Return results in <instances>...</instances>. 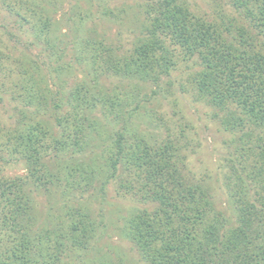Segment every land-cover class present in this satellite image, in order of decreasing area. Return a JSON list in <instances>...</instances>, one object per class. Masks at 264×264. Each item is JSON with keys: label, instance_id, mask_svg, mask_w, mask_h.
Returning a JSON list of instances; mask_svg holds the SVG:
<instances>
[{"label": "trees", "instance_id": "obj_1", "mask_svg": "<svg viewBox=\"0 0 264 264\" xmlns=\"http://www.w3.org/2000/svg\"><path fill=\"white\" fill-rule=\"evenodd\" d=\"M142 2L145 32L128 55L84 38L74 43L80 46L75 60L90 59L96 71L89 83L53 89L37 59L16 62L11 96L20 101L12 127L0 128V150L22 160L27 173L0 177V264L81 261L79 252L88 251L96 234L83 195L97 185L102 191L111 185L134 204L119 228L134 263L102 255L98 264H264V0H220L209 19L187 0ZM33 25L45 50L56 53L49 18ZM178 67L187 83L180 91L205 106L207 122L222 137V204L212 193L218 186L188 169L184 129L175 133L162 116L149 114L146 121L139 112L137 94L162 78L172 86ZM97 72L129 89L98 85ZM47 115L55 131L48 120H35ZM161 127L164 136L155 130ZM100 147L104 164L86 161V150ZM61 186V197L73 196L74 207L64 205L59 222H38L35 193Z\"/></svg>", "mask_w": 264, "mask_h": 264}, {"label": "rangeland", "instance_id": "obj_2", "mask_svg": "<svg viewBox=\"0 0 264 264\" xmlns=\"http://www.w3.org/2000/svg\"><path fill=\"white\" fill-rule=\"evenodd\" d=\"M187 2L195 13L207 15L208 19L218 9L216 5L221 4L220 0H187ZM228 12L230 16H235L230 9ZM144 13L142 0H0V67L2 68H0V84L3 82L5 86L4 91L0 87V128L7 130L12 127L13 106L20 101L19 99L12 101L11 96V83L18 78L16 74L18 60L23 57L37 59L39 65H44L42 70L46 72L47 83L53 89L61 85L67 91L83 81L89 83L96 71H93L86 63L90 62V59L86 62L75 60L74 56L79 55L80 46L74 47V43L77 41V44L84 38L90 43H101L112 49L113 53L118 56L128 55L145 32L143 31L146 23ZM34 14L35 17H31ZM38 17L49 18L50 35L48 37L51 38V43H54L53 51L56 53L45 50L44 36L43 38L34 36L33 24L38 22ZM58 56H61L60 60ZM59 64H67L70 67L61 73L53 72L51 69ZM9 69L14 71L7 77ZM179 69L182 70V68ZM180 70L173 72L172 86H167V80L162 78L158 87L155 88L149 83L142 93L137 94V98L142 100L139 104L142 111L139 110V112L145 115L146 121L147 116L150 115L162 116L169 125L167 126L173 128L175 133H179L180 128L184 129V138H180V144L186 145L185 154L187 153L188 157L185 162L188 169L196 177L208 178V182L218 186L213 188L212 185V193L215 198H218V204H222L224 195L223 190L219 188L222 186V171L224 170L221 161V156L225 152L221 145L222 137L216 132L215 127L207 122L204 115L207 111L205 106L194 102L190 91H180L179 84L187 85L186 75L183 70ZM98 73H96L98 85L109 87L108 85L113 83L120 88L123 94L129 89L128 85L124 87L125 84L123 85L118 77L106 78L105 75L101 76ZM154 89L157 93L151 96L150 92ZM149 96L150 99H148ZM47 116L45 118L37 116L35 120L52 121V118ZM49 125L55 131L50 121ZM163 128L155 130L163 132L164 136L167 132ZM88 150L84 155L86 161L89 158L88 161L93 159L97 164H104L105 155L101 152L105 150L103 151L102 147L93 148L91 153ZM5 152L0 150V177H24L27 173L24 162ZM99 186L97 185L91 194L83 195L90 202L95 237L88 251L79 252L83 255L81 261H77L74 256L68 258V262L70 264L86 262L98 264L103 260L101 258L103 255L111 257L112 260L122 258L134 263L131 253L128 252V246L120 240L119 235V228L123 223L122 218L127 214L126 210L134 204L128 197L117 196L111 185L103 191ZM61 191H63L62 186L57 191H53L54 193H45L43 189L35 193L34 202L36 213L39 216L38 222L43 220L44 222L46 220L59 222L63 217L64 205L74 207L73 196L62 198ZM72 194L78 196V192L73 191ZM98 213L101 215L100 218Z\"/></svg>", "mask_w": 264, "mask_h": 264}]
</instances>
